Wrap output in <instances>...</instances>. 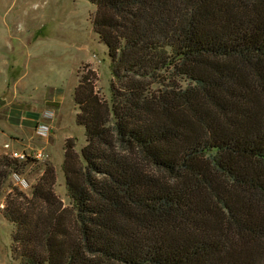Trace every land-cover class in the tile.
<instances>
[{
  "label": "trees",
  "instance_id": "1",
  "mask_svg": "<svg viewBox=\"0 0 264 264\" xmlns=\"http://www.w3.org/2000/svg\"><path fill=\"white\" fill-rule=\"evenodd\" d=\"M107 49L74 87L69 205L46 165L0 155V200L21 264H264V0H90ZM7 184L8 191L3 185Z\"/></svg>",
  "mask_w": 264,
  "mask_h": 264
},
{
  "label": "rangeland",
  "instance_id": "2",
  "mask_svg": "<svg viewBox=\"0 0 264 264\" xmlns=\"http://www.w3.org/2000/svg\"><path fill=\"white\" fill-rule=\"evenodd\" d=\"M94 9L90 0H0V155L25 153L15 159L28 160L19 173L25 184L17 185L27 193L52 166L53 189L64 205V142L70 138L77 151L85 143L73 97L81 73L93 70L98 94L109 96V59L93 29ZM40 124L47 128L38 131ZM7 181L15 185L13 176ZM13 230L0 209V264H21L12 251Z\"/></svg>",
  "mask_w": 264,
  "mask_h": 264
},
{
  "label": "built area",
  "instance_id": "3",
  "mask_svg": "<svg viewBox=\"0 0 264 264\" xmlns=\"http://www.w3.org/2000/svg\"><path fill=\"white\" fill-rule=\"evenodd\" d=\"M46 128H47L46 125L40 124L39 127H37V130L41 131V129L45 130ZM4 147L8 148L9 146H8V144H4ZM6 154L12 158H18V159H22L25 157V153L23 151H17V150L7 151ZM11 176H13L15 178V182L14 181L13 182L15 183L16 186L17 185L19 186V184L20 185L25 184V182L23 181V178L19 175V173L14 172V173H12ZM16 181H18V182H16ZM0 207L1 208L3 207V203H0Z\"/></svg>",
  "mask_w": 264,
  "mask_h": 264
},
{
  "label": "crops",
  "instance_id": "4",
  "mask_svg": "<svg viewBox=\"0 0 264 264\" xmlns=\"http://www.w3.org/2000/svg\"><path fill=\"white\" fill-rule=\"evenodd\" d=\"M13 137H15V136H12V139H14ZM15 141H17V140H20V139H18L17 137H16V139H14ZM23 140V139H22Z\"/></svg>",
  "mask_w": 264,
  "mask_h": 264
}]
</instances>
